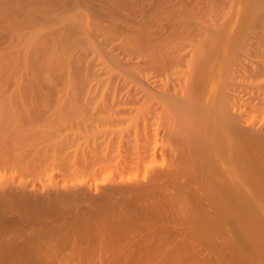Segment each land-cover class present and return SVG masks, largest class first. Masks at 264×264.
<instances>
[{
    "label": "bare ground",
    "instance_id": "bare-ground-1",
    "mask_svg": "<svg viewBox=\"0 0 264 264\" xmlns=\"http://www.w3.org/2000/svg\"><path fill=\"white\" fill-rule=\"evenodd\" d=\"M107 2L108 0L104 2V5ZM109 2L107 4L110 5V12L103 11L106 16L102 12L106 21L103 17L100 19H104L107 24L96 20L98 21L97 24L94 22L96 25L91 26L90 22L85 29L94 47L92 58L88 61L85 58L84 61H87L85 64L84 58L79 55L85 67L80 65L82 62H79L81 59L78 57L76 63L78 62L81 68L76 65L77 68L74 67V70L81 69V72L79 69L75 72L79 71L80 80L87 82L89 98H96L90 118H95V122L93 121L95 125L104 127V131L100 130V127V129L97 128L99 132L93 125L98 134L94 132L95 135H93L106 136L103 139L108 141L112 132L114 136L117 130L116 134H119L121 138H117L119 142L116 138L117 141L111 139L116 142L109 144L113 146L112 151L110 150L112 147L105 146L106 142L100 143L103 140H97L101 144L99 146L96 145L95 140V148L91 147L83 151L87 152L86 155H80V159H74L70 166L66 164L67 161L63 163L67 166L65 171L69 176L65 183L71 180L73 186L71 185L70 189L64 188L69 190L66 196L56 190L64 194L65 199L67 197L74 202L85 201L87 204L80 205L74 213L75 224H81L83 231H80L82 232L81 238L85 239L80 238L84 242H78L79 245L76 246L79 249L74 247L76 250H73L70 247L75 252L74 262L93 264L99 261L100 264L106 262V264H121V262L124 264V260L136 254L135 259L148 260L152 264H184L186 261L189 264H198L197 261L202 257L193 244L200 240V244L205 242V244L209 243V246L218 243L213 248H216V251L211 249L222 259L220 262L219 258H215L219 261L216 262L218 264L227 261V255L224 254L225 252L222 253L225 248L229 252L230 246L239 249L240 245L244 244L261 257L259 259H262L264 263V137L238 125L237 116L235 117L231 111L232 106L238 104L240 110L234 107V112L237 111V114L238 112L241 114L244 110L249 113H264V0H110ZM73 7H78V5L75 6V1ZM117 7L121 9L118 11ZM70 9V7L67 8V10ZM88 11L91 12V10ZM90 18L92 19V16ZM95 33L98 34L97 37H100V40L95 39ZM21 84L17 83L14 86L0 84V102L14 97L37 98L48 92L35 83L28 85L29 87ZM244 94L247 100L245 99V106L242 107L244 102L239 104V99L236 98L237 96L243 97ZM253 116L255 117V114ZM90 130H93L91 125L89 132ZM101 131L107 132L109 137ZM124 136H126L125 142H123ZM132 138L135 143L132 142ZM131 142L135 147L131 145ZM115 144L116 146L118 144L117 147L115 146L117 153L113 152ZM167 154H172L171 162L168 166L165 165L166 167L153 168L152 172L150 171L152 173L150 181L137 180V182L130 178L131 182H136L124 181L125 178L122 177L124 173L139 168L148 158ZM66 166L63 165L64 168ZM68 166L70 171H68ZM116 175L118 177L121 175V178L116 179ZM100 179L104 182L99 181ZM25 180L29 183L27 179ZM100 183L104 185L101 186ZM93 184H96L97 193L91 194V190L90 194L89 191L86 193L88 189L93 188ZM3 186L0 185V187ZM248 186L253 187L251 188L252 194ZM7 191L0 189V212L1 209L7 208V205L9 207L10 203H14L9 198V193H15L16 190L12 192L9 190V193ZM21 191L19 194L24 192ZM131 194L133 199L126 200ZM36 196L31 199L32 196L23 195L22 197L21 195V198L26 197V202L29 198L28 204L31 206L30 201L32 200L37 202L33 203L34 205L40 203L38 201L40 198L37 197L38 200H36ZM21 198L17 197V201ZM8 199L11 200L5 205L4 202L6 200L8 202ZM46 199L44 197L43 202L47 204L45 201L49 202V200ZM54 199L50 197L51 202ZM56 201L61 202L58 199H55ZM22 202L21 205L18 203L22 207L20 212L27 206H22V204H27ZM43 202L41 201L42 206L45 205ZM58 205L60 206V203ZM20 206L16 207L20 209ZM33 206L32 208L37 207ZM42 206L38 204V208ZM17 208L14 209L13 204L9 209L3 210L6 214L8 210V213L10 211L13 213V210L17 211ZM45 208L47 209L46 206ZM27 211L28 209L25 210L27 214L31 213ZM20 212L17 214H21ZM25 212L22 213L27 215ZM171 214L176 216L177 219L172 217L176 224L178 219L179 223L180 219L184 221L187 218L186 223L188 224L185 223L182 228L186 227L188 230H176L179 229V225L178 227L173 225V221V226L168 228ZM162 216L165 219V216H169L166 221L168 224L165 222L163 226H160L159 224L165 221ZM183 216L184 219H182ZM32 217L30 215V218ZM158 217L162 218L161 222ZM25 218L23 221L26 222L27 218L26 220ZM64 219L63 222H66L67 220L64 221ZM189 223H193L191 228ZM179 224L183 225V222L180 221ZM139 225L143 228L139 229L137 227ZM165 225L167 227H164ZM173 227L176 228L173 229ZM45 228H47L46 225ZM26 229H24L25 232ZM37 229H40V226ZM171 229L177 232L173 233ZM227 229L233 231L235 229L236 235H228L229 230ZM28 230L30 231L29 228ZM44 231L38 230L39 233ZM5 233L3 235L6 238ZM37 234L33 238L31 231V238L29 234L28 238L26 237L28 242L31 239L36 240L37 243L34 242L33 247L21 235L26 239V243L20 242L21 251L15 248L16 242L11 244L14 247L11 248L12 253L13 250L18 251L11 257L10 254L6 255V250L3 248L5 250L3 256H9V258L6 257L7 259L2 263L50 264L48 262L56 252V250L54 253L52 251L53 255L50 257L49 248L55 247L52 245L54 241L48 246L51 241L49 234L46 233L48 238L45 237L48 243H44L46 242L44 238ZM42 235L46 236L45 233ZM72 236H68L67 239ZM131 237L139 241L132 242L134 239ZM41 239L43 242L40 243ZM87 239H92L94 243L98 240L99 243L94 244L91 240L87 243ZM128 239H131V242H127ZM190 240L197 242L192 244ZM71 241L74 242V240ZM5 242L7 240L3 243ZM25 244L30 247L29 249L27 246L28 252L22 246ZM205 244H203L204 248ZM7 248L9 251L10 247L7 246ZM62 249L63 247L61 251ZM4 252L0 251L1 255ZM70 255L73 257L72 253ZM96 255L98 257H95ZM60 257V260L63 259L62 256ZM94 257L98 259L95 261ZM208 257L204 258L207 262L210 260ZM222 257H225V260ZM238 259L236 263L239 262ZM53 260L55 262V259ZM200 261L199 263L203 262ZM134 263L136 264L135 261Z\"/></svg>",
    "mask_w": 264,
    "mask_h": 264
},
{
    "label": "rangeland",
    "instance_id": "rangeland-1",
    "mask_svg": "<svg viewBox=\"0 0 264 264\" xmlns=\"http://www.w3.org/2000/svg\"><path fill=\"white\" fill-rule=\"evenodd\" d=\"M6 1L7 0H0V84L14 86L17 83H22L21 85H25V87H27L28 85L31 86L32 83L33 84L35 83V85H39V86L43 87L44 90H47L48 92L42 96L37 97V98L22 99V98L14 97V98L4 99L2 102H0V185L1 186L4 185L3 187H0V189L2 188L4 190L5 189L8 191L10 190V192L16 190L15 193L12 192V194L7 191V193L10 194L9 198H11L14 201V203L9 204V202H10L9 200H11V199H8V202H7V200H6V202H4V203H6L5 205H7V203H8L9 207H10V205L13 206V204H14V209L17 208L16 206H20L21 205L20 203H23L22 201L26 202L25 198L28 196H30V197L32 196L31 199H33V197L35 198V196L37 195L36 200H38L37 197H39L41 199V200L40 199L38 200V201H40V203H38L40 207L42 206L41 201L43 202L44 197H45V199L49 197L48 199H46V200H49V202L45 201V202H47V204L43 202V205L44 204L45 205L42 206V208H40V207L38 208V204H35V205L33 204V203H37V202H34V200L30 201L31 203L29 202L31 204V206H30L28 204V201L30 199L28 198V201L26 202L27 204H22V206H25V205H27V206H25V209L23 207L24 210L21 212H20V210L22 209L21 206H20L21 207L20 209H18L19 207L17 208L18 212L16 210L11 209V210H13V213H11V211H10V213H8V211H9L8 210L7 213L5 214L6 211H4V210H7V208L9 209L8 205H7V208H3L4 210L1 209L0 214L1 213L2 214L0 215L1 216L0 217V226H1L0 227V231H1L0 232V240H1L0 241V246H1L0 251L4 252L6 250L5 251L7 253L6 255L10 254L9 256L11 257L16 252L21 251V249L19 248L20 242L24 241L26 243V239L31 234V231H32V235H34L33 238H35V234L38 233L37 235L40 234L42 237L40 235L39 236L41 238H44L43 240H45V237H47V235H46V233H47V234H49L48 236L51 237V238H49V239H51V241L48 240V241H50L48 243L47 242L48 237H47L45 240L46 242H44V243H48V246H49L51 242L56 241V243H54V242H53V244L51 243L52 245L55 246V247H52L53 249L48 247L51 251L50 252L48 250L49 253H51L50 257H52V255H53L52 251L54 253V251L56 250V252L53 255V258L52 259L49 258L50 260L48 263L54 264L57 261V263H55V264H58V262H59V264H64V262H65V264H67V263L72 264L75 261V258H74L75 255H73L75 252H73V250H76V248L78 247V246H76V245H79L78 242L82 243V241L85 240V239L81 238L82 237L81 235L83 232L81 230L82 229L81 224H79V223L75 224L76 219H74V216H75L74 213H75V211H77V209L80 205H85L86 202L85 201H82V202H80V201L76 202L75 201L74 202V201L69 200L67 197H66L67 200L65 199V197H63L64 194H65L64 196H66L69 192V190H65L64 188L68 187L70 189V187L73 186L70 182L71 180L69 181L70 183L69 182L67 184L65 183L67 180V177L69 179V176L66 175L67 171H65V169L67 170L66 164H69V166L72 165L74 159L77 160V159H80L81 156L86 155V153H87L86 151L91 149V147L95 148L94 146H96V145L99 146V144L102 142H106L107 145H105V146H109V144L112 145V142L116 143L114 141L118 140V142H119V139L121 138L119 136V134H116L117 130H115L114 136H113V132H112V135L110 133L111 137H109V134L107 132L101 131V133H106V135H108V137H109L108 141H107V139H103L106 136H100V135H99L100 137L94 136L95 135L94 132H96V134H97V130L100 129V127H101V126L98 127L95 125V123H94L95 118H93V117L90 118L91 109L95 104L96 98L95 97L89 98L88 93H87L88 84L86 81H82L79 78L80 72H81V69H79V68H81V66L83 67L84 63L86 64L88 59L90 60L92 58L93 50H94L92 43L89 41V38L87 37V33L85 30L86 26L90 22L91 23L89 25H91V26L96 25L98 21L104 23L106 21V17H105L106 14L105 13L107 11H108V13L110 12L109 11L110 10L109 4L111 2H109L110 0H108L109 4H107L108 3L107 2L104 5V2L106 0L105 1L104 0H99V1L97 0L98 3L95 2V0H93V1H91V0H87V1L86 0L85 1L84 0H80V1L79 0H72V2H71V0L70 1L69 0H64V1L61 0V2L59 0H44V1L43 0L42 1L41 0H8L7 2ZM74 1H75V6L78 5V7H73ZM58 2L61 4H59ZM101 4H103V5H101ZM61 5H63L64 7L63 6L61 7ZM67 5H69L68 7L71 8L70 10H67V8H68ZM86 5H89V6H86ZM107 6H109V7H107ZM135 6H136V4H135ZM95 7H96V10H95ZM142 7H144V6H142ZM64 8H65V10H64ZM72 8H74V9H72ZM102 9H104V10H102ZM117 9H118V7H117ZM119 9H121V8L119 7ZM119 9H118V11H119ZM88 10H91V12H89ZM105 10H106V12H105ZM96 11L99 13H97ZM86 12H89L92 15L91 14L89 15V13H86ZM102 12L104 13L103 15H105V16L102 15ZM41 14H44V15L42 16ZM97 14H99V16ZM100 15H102V16L100 17ZM108 15L110 16V14H108ZM40 16H41V18H40ZM91 16H92V19L90 18ZM102 17L105 18V21H104V19L100 20V19H102ZM96 20H98V21H96ZM108 20H110V19H108ZM108 22H110V21H108ZM105 23L107 24V22H105ZM100 24H102V23H100ZM92 30H94V29H92ZM91 34H92V32H91ZM93 35H94V33H93ZM95 35H96L95 39L98 38L97 37L98 34L95 33ZM98 39L100 40V37ZM77 40H78V43H77ZM79 40H80V42H79ZM97 43H98V41H97ZM79 55L84 58L83 61L85 60V58L87 61L86 62L84 61V63H83L82 58H80ZM78 57L81 59V61H79V62L80 63L82 62L80 64L81 65L80 67L78 66L79 63L78 62L76 63ZM76 65H77V67H79L78 69L80 72L79 71L75 72L76 70H78V69L74 70V67L77 68ZM71 77L73 79H71ZM241 93H244V92H241ZM241 93H240V95H241ZM244 95H243V97H241L242 95L240 96L241 100H240L239 96H237V98H236L237 100L239 99V104L240 103L242 104L244 102L242 107L245 106V103L247 100L246 98H244V97H246V95L245 96ZM24 100H27V101L24 102ZM30 100H35V101L31 102ZM234 107L239 109L238 104L235 106L233 105L232 109H231L232 114H235L234 115L235 117L237 116L236 117L237 121L239 123L242 122L241 124H239L237 122L238 125L242 126L243 128H245L248 131L259 134L260 136L264 137V113H260L261 114L260 115L259 113L257 114L256 112H254V113L252 112L253 115L255 114V117H254L251 112L249 113L248 111L244 110L241 114L238 112V114H239L238 115L236 113L237 111L234 112V110H235ZM135 111H137V110H135ZM248 115H249V118H248ZM140 116H141V114H140ZM262 116H263V118H261ZM250 117H252V118H250ZM241 119H242V121H241ZM91 121L92 122L94 121L93 122L94 124L88 123ZM85 124H86V126H85ZM90 125L93 128V130L92 131L90 130V132H89ZM93 125H94V127L96 126L95 127L96 129L97 128L98 129L96 130L93 127ZM100 125H102V124L100 123ZM87 126H88V128H87ZM102 126H106V125H102ZM103 128L101 127L100 130H103ZM86 129H88V130H86ZM118 131H120V130H118ZM91 132H93V133L91 134ZM96 137H98V138H96ZM112 137H114V138H112ZM115 138L116 139L119 138V139L116 140ZM123 138H124L123 142H125L126 136H124ZM109 139H110V142H109ZM111 139H113L114 141H112ZM95 140L96 141L97 140H99V141L103 140V141H101L100 143H98V141H97V143H96ZM104 140H106V141H104ZM133 141H134V139L132 138V142ZM94 142L96 143V145H94L95 144ZM132 142H131V145H134L135 141L133 144H132ZM118 144H117V146H118ZM126 144H127V142H126ZM115 146H116V144L114 145V151L113 152L117 153V151L115 150L116 149ZM103 147H104V145H103ZM111 147H112V149H110V150L112 151L113 146H109V148H111ZM124 147H125V144H124ZM134 147H135V145H134ZM98 148H100V147H98ZM101 149H104V148H101ZM84 150H86L85 153L83 152ZM81 153H83V155ZM75 154H77V155L75 156ZM172 158H173L172 154L171 155L170 154L160 155L158 157L148 158L146 161H144L140 165L139 168H136L131 172L128 171L127 173H124L122 175V177L126 179V180L124 179V181H128L129 178L132 181L133 180H136V181L139 180L140 182L146 181V180L150 181L151 175H152L151 170L153 168H162V166H164V167L168 166V164L171 162ZM68 159L70 161H68ZM64 161L65 162L67 161L66 164H63V163H65ZM68 162H70V163H68ZM63 165H64V167L66 166V168H64ZM60 166H62V167H60ZM69 166H68V171H70ZM68 175H70V173ZM117 175H119V174H117ZM127 176H129V177H127ZM22 178L27 179L29 181V183L25 182L26 181L25 179H24L25 181L22 180ZM117 178H121V175L119 177L117 176L116 179ZM21 181L25 184H23ZM99 181H103V180L100 179ZM136 181H134V182H136ZM149 181H147V182L150 183ZM97 182H98V179H97ZM134 182H131V183H134ZM8 184H11V185H8ZM100 184H98V185H100ZM7 185H8V187H7ZM12 185H14V186H12ZM51 185H52V188H51ZM94 185H95V187H94ZM103 185H104V183H103ZM103 185L101 184V186H103ZM9 186H10V188H9ZM19 186H20V188H19ZM54 188H55V190H54ZM95 188H97L96 184H93V188L88 189L86 193H88V191H89V194L91 192H92L91 194H96L97 192L95 191ZM251 188L253 189V187L248 186V189L250 190V193L252 194L253 190ZM56 189L58 191H61L64 194H62L61 192L58 193V191ZM20 190H22L24 192L21 191L22 193L19 194ZM90 190H91V192H90ZM48 191L50 194L49 193L47 194ZM65 191L66 192L68 191V192L66 193ZM27 192H29L30 194L32 193V194L27 196V194H29ZM94 192H96V193H94ZM24 193H27V194H24ZM33 193L35 195H33ZM45 193H46V195H45ZM56 193H58V195L59 194L60 195L58 196ZM43 194L45 195L44 197L42 196ZM21 195H22V197H23V195H26V197L21 198ZM51 196L53 197V199L55 198V196H58L55 199L61 200V202H58V201L55 202V199H54V201L52 200V202H51V200H50ZM17 197L21 198V200L22 199L23 200L21 201L20 199H18V201L19 200L21 201V202L20 201L18 202ZM129 198L130 199L132 198V194L126 200H129ZM18 203L20 205H18ZM58 203H60V206L58 205ZM32 206L33 207L37 206V207L32 208ZM45 206L47 207V209H49L48 212L46 211L47 209L45 208ZM26 207H29V208H26ZM50 207H52V208L54 207L53 210ZM27 209H28L27 212L28 213L31 212L32 214L31 213L27 214L25 212V210H27ZM56 210H58V211H56ZM37 211L40 215L38 213H36ZM55 211L58 212V217H57V213H55ZM66 211H67V213H66ZM14 212L15 213L20 212L21 214L18 215L17 213L15 214ZM22 212H25L27 215H29V217H26L28 221L25 218V216H27V215H25ZM70 212H71V214L72 213L73 214L72 215L69 214ZM48 213H49V215H47ZM22 214H23V217H21ZM59 214H61V215H59ZM65 214H66L67 218H65L66 217ZM30 215L33 217L30 218ZM45 216L47 217L46 219H45ZM69 216L70 217L73 216V217H71V219L72 218L73 219L71 220ZM170 216H171L170 217L171 221L168 219L170 222L169 225H167L168 228H171L173 225L178 227V225H179V229L177 228L176 230L180 231V229H182L181 231H183L186 229V227L184 229V228H182V226L185 225L187 218L184 219V216H183V218L181 217L185 221L184 222L183 220L180 219L181 223L183 222V225H182V224H179L180 221L178 223L179 219L177 220V224H176V221L173 220L174 218L172 219V217L174 216L173 214H171ZM17 217H19V218H17ZM55 217H57V218H55ZM165 217H166V219L163 217V219H165V221L162 220V222L164 221V223H162V224L158 223L160 226L161 225L163 226L165 224V222L167 221V218L169 216L168 217L165 216ZM174 217L176 218V216H174ZM177 217L180 218V216H177ZM24 218H25L26 222L23 221ZM41 218L42 219L44 218L43 220L44 221L46 220V221L44 222ZM49 218H50V220H49ZM52 218H54V220H52ZM60 218H63V219L65 218L64 221H66V220L67 221L63 222V219H60ZM158 218H159V220L162 219L160 217H158ZM33 219L34 220L36 219V221H34ZM20 220H21V222H20ZM8 221H10V222H8ZM33 221H34V224L32 223ZM41 221H42V223L40 224ZM172 221L174 222L173 225H172ZM27 222H28V225H27ZM30 222H31V224H30ZM54 222H56V223L54 224ZM160 222H161V220H160ZM23 223L24 224L26 223L25 225L27 227ZM38 223H39V225H38ZM22 224H23V226H22ZM166 224H168V222H166ZM186 224H188V223H186ZM192 224L193 223H189L190 228L192 227ZM42 225H44V226H42ZM45 225L47 228H45ZM53 225L54 226L56 225V226L54 227ZM63 225L65 227H63ZM141 225H139L137 227L139 229L143 228V227L140 228ZM36 226H38V227H36ZM39 226H40V229H37V228H39ZM167 226L165 225L164 227H167ZM4 227H5V229H4ZM53 227L55 230L53 229ZM25 228H27L26 232L24 230ZM28 228L30 229V231L28 230ZM175 228L173 227V229H175ZM41 229H44L47 232L44 230H41ZM57 229H59V230H57ZM64 229H66V230H64ZM229 229H231V228H229ZM229 229H227V230H229ZM23 230H24V232H23ZM38 230L44 231V232L39 233ZM56 230L58 231V233ZM186 230H188V229H186ZM3 231L6 232L5 235L7 234L6 238L3 235V233H4ZM33 231H34V234H33ZM59 231L61 233L64 232V234H61ZM80 231H82V232H80ZM170 231H173V230L171 229ZM232 231L233 230H229L228 235H231V236L236 235L234 233V232H236V230L234 229V231L233 232ZM27 232H30V233H27ZM176 232H175V230L173 231V233H176ZM42 233H45L46 236H43L44 234L42 235ZM59 234H61V235H59ZM21 235H23L25 238L26 237L27 238L24 239L23 237H21ZM25 235H27V236H25ZM55 235L56 236L58 235V236L55 237ZM66 235L72 236L73 238L69 237L67 239L68 236H66ZM40 237L37 236L38 239H40ZM61 237H63L64 240H62L63 238H61ZM3 238H5V239H3ZM29 238H31V235L29 236ZM75 238H77L76 241H75ZM80 238L83 240H81ZM137 238H139V237H137ZM70 239L74 240V242L71 241ZM132 239H134V237ZM6 240H7V242L3 243ZM10 240H12V241L10 242ZM43 240L42 241L39 240L40 243L43 242ZM87 240H86L87 243L90 242V240H91V242L94 243V241L92 239H90V240L87 239ZM95 240H97V239H95ZM117 240H116V242H117ZM196 240H195V242L198 241L197 243H195L194 241H191V240L190 241L192 242V244L195 243V244H193V246L195 248L197 247L196 250L198 249L199 253L201 254L200 257H202V258H200V259L198 258V259H199V261L202 259L201 261H203V262L200 261L201 263H199V261H197L198 264H206V263L207 264H212V263L218 264V263H216V262H219L218 260H216L217 258H219V260H221L220 262H222V259L218 256V254L214 253L216 251L215 250L216 248L213 249L215 247V245L217 246L218 243L214 244L213 246L212 245L209 246V243L205 244V242H202L200 244V240H197V241ZM31 241L33 243L30 244ZM35 241H34V239L33 240L31 239L30 242H28V239H27V243L32 247L34 246L35 243H37ZM86 241H85V243H86ZM97 241H95V242L99 243V241L98 242ZM122 241H125V240L123 239ZM126 241L131 242V239H128ZM138 241L139 240L135 238L132 242L137 243ZM15 242L17 244H15L14 246H15V248H17L18 251L15 252V250H13V253H14L13 254L11 248H14V247H12L11 244H14ZM44 243H43V245H44ZM70 243H73V244L71 245ZM96 243H94V244H96ZM61 244H62V246H61ZM199 244H200V246H199ZM203 244H205V248L208 252L205 250ZM3 246H5V247H3ZM7 246L10 247L9 251L11 250L10 251L11 253L9 251H7L8 250ZM22 246L26 248V252L29 251L27 249V246H28L27 244L22 245ZM22 246H20V247L22 248ZM56 246H58V247H56ZM32 247H31V249H32ZM62 247H63L62 251L64 253H66V252H68V254L72 253L73 257L70 254L68 255V254L62 253V251H61ZM64 247H65V249H64ZM70 247H72L73 250ZM74 247H76V248H74ZM230 247H231V249H229V252L227 251V248H225L226 251L224 250L222 252V253L225 252L224 254L227 255L226 259L228 261V264L229 263L230 264H232V263L233 264H242L241 262L246 263V264H250V263L251 264H264L263 261H261L262 259L261 260L259 259L261 257H259L256 253H253L254 251L250 247H248V245H246V244L240 245L239 249L237 248V246H236L237 249H235L234 246H230ZM28 248L30 249L29 246H28ZM22 249H24V248H22ZM78 249H79V247H78ZM211 249L215 250V251L213 252ZM58 250H59V252H58ZM70 250H71V252H70ZM209 251H210V253H209ZM5 252L2 253V255L0 253V257L3 258L2 261H1L2 258L0 259V263L4 262L7 259L6 257L9 258V256H3V255H5ZM23 252H25V251H23ZM212 252H213V254H212ZM216 253H218V252H216ZM131 254H133V253H131ZM250 254H252L254 257H252ZM56 255H57V257H56ZM63 255H65V256L63 257ZM204 255L206 256V258L208 256H210V257H208V259L210 258V260H208L209 262H207V260H205L206 258ZM214 255H217L218 257H216ZM247 255H248V257H247ZM60 256H62V258L64 260L63 259L60 260V258H61ZM135 256H136V254L134 255V257ZM137 256L139 257V255H137ZM211 256L213 257V259ZM95 257H98V255H96ZM95 257L93 260L96 261L98 258H95ZM132 257H133V255L130 257V259L128 258V260H124L123 261L124 264H128V263L129 264H135L134 261L136 262V264H140V263L141 264H152V262H148L147 259H146L147 261H145L142 259H137V258L135 259L133 257L135 259L134 260ZM70 258L73 261L70 260ZM222 258L225 260V257H222ZM234 258H237V259L240 258V260L238 259L239 262L236 263L237 259H234ZM53 259H55V262ZM131 259H132V261H131ZM143 259H145V258H143ZM232 259H233V262H232ZM242 259H244V260L242 261ZM184 260H186V259H184ZM184 260H183V262H184ZM66 261H68V262L66 263ZM110 261H108V262L110 263ZM143 261H144V263H143ZM250 261H252V262H250ZM183 262H181V263H183ZM226 262L225 263L223 262L222 264H226ZM95 263L100 264L99 261L94 262L93 264H95ZM185 263L189 264V262H187V261L184 262V264ZM2 264H5V263H2ZM73 264H78V262L76 261ZM121 264H123V263L121 262Z\"/></svg>",
    "mask_w": 264,
    "mask_h": 264
}]
</instances>
